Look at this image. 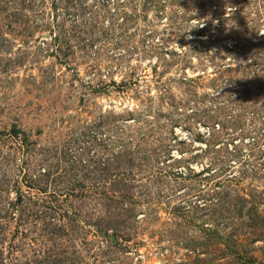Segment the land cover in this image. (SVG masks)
I'll use <instances>...</instances> for the list:
<instances>
[{
    "label": "rangeland",
    "instance_id": "1",
    "mask_svg": "<svg viewBox=\"0 0 264 264\" xmlns=\"http://www.w3.org/2000/svg\"><path fill=\"white\" fill-rule=\"evenodd\" d=\"M228 236L264 264V0H0V264Z\"/></svg>",
    "mask_w": 264,
    "mask_h": 264
},
{
    "label": "trees",
    "instance_id": "2",
    "mask_svg": "<svg viewBox=\"0 0 264 264\" xmlns=\"http://www.w3.org/2000/svg\"><path fill=\"white\" fill-rule=\"evenodd\" d=\"M218 231L216 229L213 230V235H215ZM257 239H259V237H257ZM256 239V241H257ZM255 242V240H253ZM253 241H251V243H253ZM222 244V242H220V240L218 242H215V244ZM224 243V242H223ZM225 249L227 251V261L226 264H248V260H250L251 258L247 257V248H241V244L238 243V241L236 240H232L231 236H228L225 239ZM243 250V254H240V252ZM239 256V257H237ZM246 257V258H244Z\"/></svg>",
    "mask_w": 264,
    "mask_h": 264
}]
</instances>
